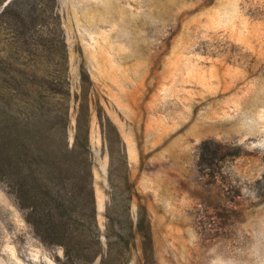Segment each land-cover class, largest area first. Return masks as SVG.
<instances>
[{
  "label": "rangeland",
  "instance_id": "rangeland-1",
  "mask_svg": "<svg viewBox=\"0 0 264 264\" xmlns=\"http://www.w3.org/2000/svg\"><path fill=\"white\" fill-rule=\"evenodd\" d=\"M41 2L53 18L30 45L56 38L58 50L13 62L0 19V69L63 81L70 143L87 82L97 221L103 236L116 222L114 263L264 264V0ZM33 233L0 182V264H64Z\"/></svg>",
  "mask_w": 264,
  "mask_h": 264
},
{
  "label": "trees",
  "instance_id": "trees-1",
  "mask_svg": "<svg viewBox=\"0 0 264 264\" xmlns=\"http://www.w3.org/2000/svg\"><path fill=\"white\" fill-rule=\"evenodd\" d=\"M41 1L7 0L0 10L13 37L7 40L13 62L23 54L37 60L44 54L42 48L58 50L56 38L30 45L38 22L53 18ZM31 73L0 69V182L24 212L36 238L62 251L64 264H116L121 243L109 236L110 221L113 227L116 222L107 217L103 236L97 221L87 82L81 79L74 95L77 117L70 143L71 91L50 72ZM146 218L140 214L132 228L140 235L141 255L147 260L151 234Z\"/></svg>",
  "mask_w": 264,
  "mask_h": 264
}]
</instances>
